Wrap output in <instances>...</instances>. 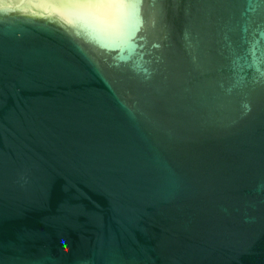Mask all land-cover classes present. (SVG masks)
<instances>
[{
	"label": "water",
	"instance_id": "water-1",
	"mask_svg": "<svg viewBox=\"0 0 264 264\" xmlns=\"http://www.w3.org/2000/svg\"><path fill=\"white\" fill-rule=\"evenodd\" d=\"M0 0V264H264V0Z\"/></svg>",
	"mask_w": 264,
	"mask_h": 264
},
{
	"label": "snow or ice",
	"instance_id": "snow-or-ice-1",
	"mask_svg": "<svg viewBox=\"0 0 264 264\" xmlns=\"http://www.w3.org/2000/svg\"><path fill=\"white\" fill-rule=\"evenodd\" d=\"M111 2L113 3V7L117 10V12L115 13L117 20H119L120 14H119V9L124 7L125 5L123 4V0H111Z\"/></svg>",
	"mask_w": 264,
	"mask_h": 264
}]
</instances>
